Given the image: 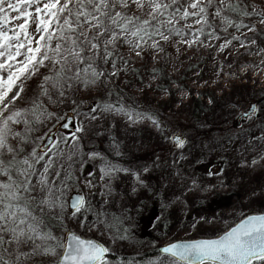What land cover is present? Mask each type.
<instances>
[{
	"label": "snow or ice",
	"instance_id": "6c2138e0",
	"mask_svg": "<svg viewBox=\"0 0 264 264\" xmlns=\"http://www.w3.org/2000/svg\"><path fill=\"white\" fill-rule=\"evenodd\" d=\"M234 42L261 56L264 65V0H0V264H113L112 249L86 233L95 227L102 235L112 232L113 243L127 240V229L113 232L112 221L119 218H110L104 208L120 173H131L146 187L142 173L150 169L132 170L95 150L85 152L83 121L71 136L57 135L54 129L61 118L52 109L80 106L78 94L95 91L99 99L83 113L88 124L107 115L121 116L130 125L150 121L163 135L165 129L150 110L105 98L112 96L113 82L128 73L132 57L150 52L155 59L166 46L223 52ZM33 79L38 83L25 101L26 85ZM260 112L264 107L254 103L242 116L264 120ZM70 126L73 122L65 115L61 127ZM256 127L259 135L252 134L251 125L244 129L251 137L245 148L256 155L242 166L264 161V124ZM173 140L174 147L184 148L179 134ZM113 147L120 155L118 145ZM85 157L101 161L99 175L84 173ZM222 174L211 169L207 173ZM81 182L90 192L98 191L99 207L79 193L66 198ZM197 187L193 178L189 191ZM90 214L95 221L89 222ZM69 220L76 231L67 227ZM206 223L201 218L191 227ZM153 247L157 255L144 264H264V210L240 218L214 238Z\"/></svg>",
	"mask_w": 264,
	"mask_h": 264
},
{
	"label": "rangeland",
	"instance_id": "374dc122",
	"mask_svg": "<svg viewBox=\"0 0 264 264\" xmlns=\"http://www.w3.org/2000/svg\"><path fill=\"white\" fill-rule=\"evenodd\" d=\"M202 48L181 46L177 51L173 46H166V51L155 59L153 53L146 52L147 61L138 66L139 70L129 67L128 73H122L112 84V88L116 85L125 88L127 92L120 94L126 99L118 98L113 91L110 98L105 97L114 104L119 101L140 110H150L165 129L163 135L150 121L130 125L121 116L107 115L88 124L83 113L94 98L99 99L100 94L95 91L82 90L77 96L82 102L80 106L62 104L52 109L61 118L56 127L64 122L65 115L74 117L73 127L84 122L87 129L83 134L85 152L95 150L113 163L132 170L142 171L145 166L150 169L142 173L146 187L139 185L131 173H120L113 183V196L104 208L110 218H119L112 221L113 232L127 229L128 239H117L113 243L112 232L102 235L95 227L86 233L109 246L112 253L124 256L125 260L144 264L155 255L147 259L137 257L154 254L153 245L214 237L245 214L264 210V161L255 167L242 166L256 155L245 148L251 137L244 129L251 125L252 134L259 135L256 125L264 124V120H241L236 126L237 119L250 104L260 101L258 107H264L262 57L249 54L235 42L223 52L204 48L210 53L203 55L195 69L181 76L183 66L180 62L189 58L191 61L197 52L204 54L198 50ZM158 65L168 74L178 76L169 93L157 88L159 76L152 68ZM194 99L203 104L198 110L191 106ZM259 115L264 117V112ZM56 134L71 136L65 131ZM173 134L185 139L184 148L174 147ZM114 144L118 145L120 155L115 154ZM181 155L185 159H181ZM85 160L84 173L95 171L99 175L101 161H90L87 157ZM93 164L97 167L93 168ZM209 169L213 172L223 170V174L209 177ZM193 178L200 187L189 191ZM211 185L216 187L204 190ZM74 193L84 195L99 207L97 202L102 198L96 189L90 192L81 182L68 190L66 198L70 199ZM201 218L207 223L192 228V223ZM95 220L96 216L90 214L89 222ZM67 227L76 231L70 220ZM113 264L119 262L113 260Z\"/></svg>",
	"mask_w": 264,
	"mask_h": 264
},
{
	"label": "trees",
	"instance_id": "16d2710c",
	"mask_svg": "<svg viewBox=\"0 0 264 264\" xmlns=\"http://www.w3.org/2000/svg\"><path fill=\"white\" fill-rule=\"evenodd\" d=\"M200 50L202 53L204 54H200L199 52L196 53L195 57L190 61V58L188 60H183L182 62H180L181 66H183L182 68V74L180 73L181 76H184V74L186 72H189L193 69H195V67H197L199 65L200 60L203 58V55H208L210 52L207 51L206 49L202 48V49H198ZM197 50V51H198ZM203 60V59H202ZM146 59H145V55H143V58H137V59H133L132 58V63L129 65V67H134V70H139L138 66H142L146 63ZM159 67V68H158ZM158 68V70H157ZM154 71H157L156 74H158V79L159 82L157 84V88L160 90L162 93H169L170 92V88L172 85H174L177 80H178V76H174V75H170L167 73V71L158 65L155 68H152ZM141 71V70H140ZM38 83V80L33 79V80H29L27 85H26V95H25V101L27 100L28 96H31L33 94V90L36 87V84ZM117 89L119 90L117 92ZM112 91L115 92V94L117 95L118 98H121L122 100H125L126 97L125 95H121L120 93H124L127 92L125 90V88H123L120 85H116L113 86ZM214 102V99L212 101V103ZM258 102V101H257ZM18 103H22V102H18ZM261 102H258V105L260 106ZM203 104L199 103V99H194L191 103V106L193 107L194 110H198L200 107H202ZM110 158L112 157L111 155H108ZM150 255H157L156 252H154V254H145L144 256H139L137 258L139 259H147L149 258ZM110 259L112 260H116V261H120V260H125L126 258L124 256H117L114 253L110 254Z\"/></svg>",
	"mask_w": 264,
	"mask_h": 264
},
{
	"label": "water",
	"instance_id": "95a60500",
	"mask_svg": "<svg viewBox=\"0 0 264 264\" xmlns=\"http://www.w3.org/2000/svg\"><path fill=\"white\" fill-rule=\"evenodd\" d=\"M252 104H254V103H252ZM252 104H250V106H251ZM255 104L258 105L257 102H255ZM250 106H249V107H250ZM248 109H249V108H248ZM248 109H247V110H248ZM68 117H69V118L72 120V122L74 123V117H73L72 115H68ZM241 120H245V119L243 118L242 114H241L240 117L237 119L236 126H239V125H240V121H241ZM59 131H65V132H67V133H69V134H72L73 131H74V127H73V126H70L69 128L65 129V128L61 127V124H60V125H58V126L55 128L54 132L56 133V132H59ZM77 194H78V193H74V194H72V195L70 196V199H71V198H74ZM79 194H80V193H79ZM256 213H258V212H256ZM256 213H248V214H256ZM248 214H245L244 216H246V215H248ZM244 216H242L241 218H243ZM236 222H238V221H236ZM232 225H234V224H232ZM213 238H214V237H213ZM198 239H199V238H198ZM176 241H178V240H176Z\"/></svg>",
	"mask_w": 264,
	"mask_h": 264
}]
</instances>
